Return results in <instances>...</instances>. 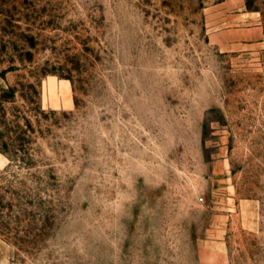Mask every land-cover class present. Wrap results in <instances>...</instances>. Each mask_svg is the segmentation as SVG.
Returning a JSON list of instances; mask_svg holds the SVG:
<instances>
[{
  "label": "rangeland",
  "instance_id": "rangeland-1",
  "mask_svg": "<svg viewBox=\"0 0 264 264\" xmlns=\"http://www.w3.org/2000/svg\"><path fill=\"white\" fill-rule=\"evenodd\" d=\"M0 264H264V0H0Z\"/></svg>",
  "mask_w": 264,
  "mask_h": 264
},
{
  "label": "crops",
  "instance_id": "crops-1",
  "mask_svg": "<svg viewBox=\"0 0 264 264\" xmlns=\"http://www.w3.org/2000/svg\"><path fill=\"white\" fill-rule=\"evenodd\" d=\"M64 85H65V88H66L67 87V84L65 83Z\"/></svg>",
  "mask_w": 264,
  "mask_h": 264
}]
</instances>
